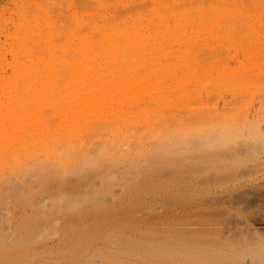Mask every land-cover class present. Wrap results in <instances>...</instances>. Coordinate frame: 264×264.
Masks as SVG:
<instances>
[{
  "label": "bare ground",
  "instance_id": "obj_1",
  "mask_svg": "<svg viewBox=\"0 0 264 264\" xmlns=\"http://www.w3.org/2000/svg\"><path fill=\"white\" fill-rule=\"evenodd\" d=\"M232 61L264 63V0H0V239L104 254L160 218L153 195L264 188L241 167L264 170V71Z\"/></svg>",
  "mask_w": 264,
  "mask_h": 264
},
{
  "label": "rangeland",
  "instance_id": "obj_2",
  "mask_svg": "<svg viewBox=\"0 0 264 264\" xmlns=\"http://www.w3.org/2000/svg\"><path fill=\"white\" fill-rule=\"evenodd\" d=\"M232 65L264 71V63L257 61L241 65L232 61ZM263 85L264 78L250 86L256 103H259ZM247 158L241 167L256 170L252 176L264 181L263 166L250 168L257 159ZM221 189L184 190L175 194L168 190L163 191L161 197L153 195L152 205L144 211L159 214L160 218L139 224L145 230L142 235L106 242L111 250L104 254L89 245H98L102 239L27 236L26 241L0 239V264H249L248 259L259 264L257 255L250 250V241L243 238L240 231L254 211H264V188L234 189L232 202L216 199L218 195L229 193L228 188ZM12 207L11 203L10 209ZM60 243L70 246H57ZM242 249L246 252L241 253Z\"/></svg>",
  "mask_w": 264,
  "mask_h": 264
}]
</instances>
